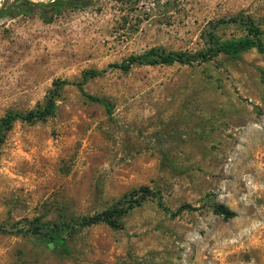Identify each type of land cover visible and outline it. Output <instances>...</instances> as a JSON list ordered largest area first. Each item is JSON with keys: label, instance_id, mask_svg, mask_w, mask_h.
Here are the masks:
<instances>
[{"label": "rangeland", "instance_id": "rangeland-1", "mask_svg": "<svg viewBox=\"0 0 264 264\" xmlns=\"http://www.w3.org/2000/svg\"><path fill=\"white\" fill-rule=\"evenodd\" d=\"M15 1L0 0V118L64 85L51 116L2 133L0 224L74 231L57 249L0 234V264H264V55L113 67L150 48L194 54L242 38L245 17L264 44V0H33L7 10ZM142 187L151 197L121 229L76 227ZM214 204L234 217L214 215ZM182 206L191 209L176 215Z\"/></svg>", "mask_w": 264, "mask_h": 264}, {"label": "trees", "instance_id": "trees-1", "mask_svg": "<svg viewBox=\"0 0 264 264\" xmlns=\"http://www.w3.org/2000/svg\"><path fill=\"white\" fill-rule=\"evenodd\" d=\"M24 3L27 6L35 5L28 0H24ZM59 5L77 7L75 4H69L66 2H59L57 5H53V7L57 8ZM15 8L16 6L13 9ZM7 10H11V7H8ZM241 23L246 28V35L242 38L225 40L222 42L215 41L212 42L210 47L194 54H188L185 52H165L161 48H150L140 55L129 56L126 60L113 67L122 71L123 73H126L133 65L169 66L174 63L181 65H192L194 63H201L212 59L218 54L227 56L229 58H237L239 54L249 49H255L259 54L264 55V44L259 39L260 31L258 28L255 27L251 20L246 17L241 20ZM95 75V71L84 72L82 74V80H85L86 76L93 77ZM59 85H64V82L53 83V89L45 98L42 106L26 113L8 112L2 116L0 118V143L2 139V133L10 128L13 121H43L45 118L51 116L54 110V99L57 97ZM75 85L79 92L90 102L100 104L105 111H109V104L106 101L97 97L85 95L81 89V84L77 83ZM149 197H151V193L144 187L138 188L137 190H132L122 196V204L114 205L109 209L93 216L82 217L75 225H77L76 227L82 228L101 223L111 229H121V218H123L128 211L138 207L142 201ZM184 209L191 208L189 206L179 207L175 214L177 215ZM211 212L223 220H229L234 217V213L221 204H214L211 207ZM71 231H74V228L65 222H61L59 224H50L44 228L43 232H40L39 228L36 226L16 229L13 225L6 227L0 224V234L39 235L41 236L42 241H44V243H46L51 249H57L60 247L65 241V237H68L71 234Z\"/></svg>", "mask_w": 264, "mask_h": 264}, {"label": "flooded vegetation", "instance_id": "flooded-vegetation-1", "mask_svg": "<svg viewBox=\"0 0 264 264\" xmlns=\"http://www.w3.org/2000/svg\"><path fill=\"white\" fill-rule=\"evenodd\" d=\"M28 1L30 2V1H33V0H28ZM64 2L69 3V4H75L77 6L81 5V0H66ZM53 4H54V0H51L48 5L49 6H53ZM15 6H16V8L14 9L15 11L25 12V11L29 10V6H27L24 3V0H16L9 7H11V9H13ZM4 10H6V8H4Z\"/></svg>", "mask_w": 264, "mask_h": 264}]
</instances>
